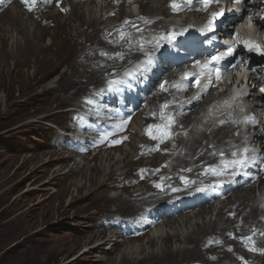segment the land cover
<instances>
[{"label": "bare ground", "instance_id": "obj_1", "mask_svg": "<svg viewBox=\"0 0 264 264\" xmlns=\"http://www.w3.org/2000/svg\"><path fill=\"white\" fill-rule=\"evenodd\" d=\"M15 1V4L18 3L23 5L22 8L25 7L29 9V12L35 20L34 24L38 34L33 36L26 34L21 28L22 25L20 21L23 18H19L23 14L19 17L16 15V17H14L12 9L8 6L0 10V22H2V26L11 23L13 29L23 36L24 50L21 52L24 54H32L37 58L40 57L42 59L41 69L44 75L47 73L51 76L54 75L59 70L62 63L65 64L67 69L59 73L56 85L52 88L57 93L54 100L60 103H71L70 101H73L75 103L74 105H77L84 111H88V108H94L93 110L100 111L99 108L93 104L96 100H94V94H92L91 90L95 86L99 85L101 87V85L107 84V78L114 74H119L123 77L124 73L122 70H124V66L126 65L125 67L128 66L130 69H134L132 67L133 62L139 60L141 55H145L144 53H146V50L139 48L134 50L128 49V51H125V48L131 47L127 46L128 44L126 42V35L128 33H135V37L137 38L142 37L145 32L151 31L162 38V41L164 40L163 42H167L169 39L164 32L170 33L173 27V25L171 26L167 23L168 21L166 22L169 14L175 10H187L191 16L200 19L205 10L203 0H192L190 4L185 3L184 5H179V8L175 10L172 7L174 0H147L144 4L140 1L142 12L136 19L127 20L121 25H115L113 28L112 25H110L103 27L102 30L96 31L97 21L91 19V17H89L90 20H87L83 12L79 13L80 5L84 3L85 0H35L34 3L32 0H29V3L27 4L24 3L23 0ZM5 3L9 4L10 0H7ZM125 3L124 0H114L113 2H109L108 5L112 8H117ZM175 3L177 4L176 0ZM53 6H57L58 11L55 14H49ZM210 6L215 7V9L221 8V5H215L214 0ZM142 9L150 11L151 13L147 12L143 14ZM257 10H259L261 15L258 18L251 19L256 27L264 32V20H260L264 19V0H248V3L243 9V18L251 15ZM5 13L11 15V19L8 21H5L4 19ZM116 14L120 19H125L126 17V15L120 10H117ZM107 15L110 16L113 15V13L110 12ZM42 18H44L45 23L47 22L46 25L40 23ZM234 18V16H227L217 22L216 20L218 17H216L215 22L218 27L223 28L224 25H235L244 21L241 19L235 24L231 23ZM73 23L77 24L73 25ZM55 28L68 30L67 33H69V37H71L73 41L79 42L80 40L88 39L91 34L96 31L95 35L99 36L103 43L99 46L95 45V43L90 40L85 43L83 42L77 55L71 57L70 52L75 53L74 47L69 45L67 40L63 38V34L56 32ZM158 28H160L159 31H157ZM224 28H227V26H224ZM50 29H53L54 31H51ZM31 34L32 33H30V35ZM46 36L50 37L51 44L39 48V44ZM169 36L171 35L169 34ZM58 40L60 41L58 42ZM218 40H221V38H218ZM3 42H5V40H3ZM159 44V42H153L154 47ZM50 47H52L53 51L50 50ZM14 53H20V51H14ZM98 57L102 60L100 59L101 61H97L96 58ZM72 60L73 62H71ZM232 62L233 61L230 60L228 64H231ZM256 62L257 61L255 60L253 61L255 69L250 73L249 77L253 82H256L257 86L254 91H257L259 87L264 88L263 67ZM170 65H172L171 62ZM80 67L86 68L88 71L81 73V71L78 70ZM174 68H178L179 70L167 75V77L162 80L161 85L157 87L152 94L151 101H149L151 102V109L149 108L150 111L148 114L144 115V112L137 111L143 104V100L146 99L145 97L148 96L151 88L156 82H158L157 80L159 77L169 71L171 72ZM180 72V67L170 66L167 67L165 71H162L161 74L153 77L152 84L148 86V89L143 93V97L139 102L137 104L136 102L132 104L131 111H127L123 107V104L118 105L119 102L117 100L115 101L113 107H118L121 110V115H123V117H127L129 114L134 113L133 116L130 115V117H128L130 121H132L130 124L131 129L129 128V130L126 127V123L114 122L119 114V111L117 113L114 108L107 109L106 112L103 113L104 119H106L105 123L92 122V124H90L91 121L80 116L81 121L84 123L85 121L89 122L88 124H84V129L88 131L94 130L98 134V136H95L98 140L93 138L95 141L100 142L102 139H106V142L101 146V152L111 151L113 149L114 151L115 149L118 150L122 143L128 140L129 135L137 136L138 131H136L134 127L140 124L143 126L139 144L137 146L132 145L133 152L135 153L134 159L138 158L139 160L142 158L140 159L141 162H146L144 166L141 165L136 168L133 175V177H138L143 185L136 184L135 188H133L125 198L116 196L115 199L109 200V202H116V209L111 210L113 213L105 216L106 218L103 221V226L108 229L112 228V232L120 230L122 237L128 235L126 236V241L129 242L138 241L147 236L146 244L150 248L154 246L157 239L149 234L148 230L152 227L155 228L156 224H160L161 228L172 230L176 224H179V227L183 225V228L187 231L185 232L186 234L182 243L193 244L191 248L186 247L171 250L168 244L174 239H176V241L179 240L178 234L173 233L170 235L168 232L165 236H162L161 232L157 237L161 240V257H159V259L156 258L157 256H155L151 250L150 253H146L142 259L137 260V255L144 253L145 250L143 249V246L136 245L137 247H133V250L126 251V253L123 254L120 260L121 264L124 262L126 264H157L160 260L164 259L170 261L173 260L177 264H232V261L235 259L237 264H263L264 254L262 252H264V224L259 225V223L254 225L248 223L246 217L256 218V209L262 208V203H264V198L260 200L262 196L260 199L254 197L255 187L254 184L250 183V179L258 177L259 190L264 192V168L259 171L257 169L259 165H256L259 163L260 165L263 164L262 161L264 159V97L262 96L261 98H258L260 92H254L255 99H260V103H257L258 106L251 107L248 114H257V121L248 126L247 134H240V132L237 131L238 127L236 125L238 120L237 112H230V109L234 106L228 109L227 112L224 111L223 108L219 111L223 116L224 123L217 124L214 123L215 121L212 123V120L201 117L203 114H207L210 109H216L218 106L217 103H215V86L213 85V77H211V75H207L202 83L198 84L195 89L194 87H190L185 93V100H178L174 88H170V86L172 83H175ZM35 74L38 73L35 72ZM259 79L261 83L258 85L257 82ZM192 80L193 79L190 78L185 81L184 84L186 85V83H189ZM62 93L63 95H60ZM105 93L108 95L107 103L112 102L114 95L111 94L109 90H105ZM116 94L121 95V92L120 94ZM64 95L67 96L62 97ZM126 100L129 101V98L127 97ZM197 106H199V109L201 108V111L197 113L198 115L195 120H191L188 117V114L193 112L194 107ZM100 113L102 112L100 111ZM169 117H172V120L169 126L166 125L167 127L164 129L171 131L168 134H170L169 138L172 137L170 138L172 140L169 141L170 139L166 134L157 136V139H152L150 131L159 128L163 129L161 125ZM167 122L169 123V121ZM108 131L111 133L106 136ZM122 131L125 133L128 132L127 136L121 134ZM115 133H119L120 135L118 136ZM182 135L188 138L185 143L179 139ZM208 135L212 136H210L211 139H208ZM146 140H150L151 143L148 144ZM161 140H163V142H161ZM114 141H116V144H109ZM241 143L244 145L246 144L251 151V155L246 156V163L249 162L246 170L254 171L256 175H242L231 180L233 169L228 168L220 171L221 176L218 174L220 177L217 179L209 177L208 165L212 164L219 172L220 164L232 159L236 153L233 154V151L237 149ZM257 143L258 146H254L253 150L250 149V145ZM218 144L219 146H217ZM77 147L78 145L76 144L75 149H77ZM157 149L160 150V153L154 154L152 151H156ZM229 149H231V153L226 154ZM73 152L74 150H72V153ZM72 153L68 155V158L71 157ZM110 153L111 152L104 157V162L107 163L110 172H112L108 175V178L111 175H115L114 173L119 170L127 168V173L132 170V160L128 161L123 158L122 160L120 159L115 162ZM223 153H225L228 158L222 162H218V158H216L217 154L220 155ZM170 154H175V156L172 157ZM255 156H258L256 160ZM149 159L150 161H145ZM166 160L171 162L174 170H178L179 173L188 174L190 178L178 174H169V172L167 173L162 168L163 163H165L164 161ZM118 164H122V168H117ZM243 167L235 171L242 170ZM76 168L78 169V166ZM124 174L125 173H121L118 175V178L115 179L119 180V184L111 183L113 188L120 187V189L123 188L122 190H124V187L120 184L122 183L120 181L125 177L122 176ZM221 181L225 184L220 183L216 185L217 182ZM184 182L188 186L195 182L192 187L190 186V188H188L189 191L185 194H183L186 190L183 187ZM199 182H205L208 185L202 192L193 193L192 190L194 186ZM134 183L135 182H132V184ZM210 185L216 186L218 194L208 192L209 187H211ZM97 186L100 189H103L104 183L97 184ZM126 188L127 187H125V189ZM206 188H208V190H206ZM182 190L184 192H182ZM230 191L234 194L227 197V194L230 193ZM220 195H222L223 199L218 209L213 207V203L211 206H205V204L208 205L210 201L214 202L215 198H220ZM165 200L173 201L174 209H168L164 204V202H166ZM224 200H226V204H224ZM212 208L214 211L216 209L218 216L223 212H226L225 216L228 215V219L226 218L227 220L225 222L226 227L222 228V234H220L222 229L217 230L215 224H211V219L208 221L205 220L206 215L211 213ZM115 214L129 219L123 221L117 218ZM251 233H253V241H255V239H257L258 242L260 241L259 244L261 251L259 250V255L254 257L250 263H248L247 261L250 260V258L245 256L244 252H241V247L244 245L248 247L250 239L244 243H240L239 239L245 237L249 238L248 235H251ZM101 234H104V232L102 231ZM227 236H229L231 240L229 241L228 239L227 243H225ZM123 244L126 246L125 242L122 243L121 246H123ZM249 247H251V245H249ZM255 249L257 250L259 248L256 247ZM113 250L114 249H110L108 252ZM238 257L240 258L239 261H237ZM149 260H152V262L149 263Z\"/></svg>", "mask_w": 264, "mask_h": 264}, {"label": "rangeland", "instance_id": "obj_2", "mask_svg": "<svg viewBox=\"0 0 264 264\" xmlns=\"http://www.w3.org/2000/svg\"><path fill=\"white\" fill-rule=\"evenodd\" d=\"M6 1L7 0H0V10L8 6L12 9L14 17H19L23 14L19 17L20 19L23 18L20 21L22 30L29 36L38 34L34 24L35 20L29 12V9L25 7L22 8L23 5L21 4H15V0H10L9 4H6ZM111 1L113 2L114 0H85L84 3L80 5L79 13L83 12L87 20H90L89 17H91V19L97 21L96 31H99L106 26L112 25L113 28L115 25H121L127 20L136 19L142 12L140 1L144 4L147 0H124L126 3L117 8H112L108 5ZM213 8L215 9V7ZM133 9L136 10L134 15L131 13ZM117 10H120L126 15L125 19H120L118 17L116 14ZM57 11L58 7L53 6L49 14H55ZM110 12H112L113 15L108 16L107 14ZM147 12L150 11L143 10V14ZM187 17V14L182 13L170 14L167 17L166 22L168 21L167 23L171 26L173 25V27L170 33L164 32L165 35L167 34L168 37L175 36L179 29L187 27ZM4 19L5 21H8L11 19V15L5 13ZM40 23L46 25L47 22L45 23L44 18H42ZM75 24L77 23H73V25ZM1 26L2 22H0V264H121L120 260L123 254H125L126 251L133 250L132 248L136 245L143 246V249L145 250L144 253L137 255V260L142 259L145 254L150 253L151 250L154 255L157 256L156 258L159 259V257H161V240L157 237L161 232L162 236H165L168 232L170 235L173 233L178 234L179 240L176 241V239H174L168 244L171 250L186 247L191 248L193 244L182 243L186 234L185 232H187L185 228H183V225L179 227V224H176L172 230H167L161 228L160 224H156L155 228L152 227L148 230L149 234L157 239L154 246L150 248L146 244L147 236L145 235H143L145 237L141 240L129 242L126 241V236L128 235L122 237L120 230L112 232V228L108 229L103 226V221L106 218L105 216L113 213L111 210L116 209V202H109V200L115 199L116 196L125 198L127 197V194L135 188L136 184L143 185L142 182H140L141 180L136 176L133 177V175L136 168L141 165L144 166L146 162H141L140 159L142 158L139 160L138 158L134 159L135 153L132 149V145L137 146L139 144L140 134L143 128L142 124L135 125V130L139 132H137V136L129 135V141H124L118 150L115 149L114 151L113 149L111 151L101 152V146L106 142V139H102L98 142L95 141L98 140L97 137H94L95 140L92 139V150L87 151V154L79 157L76 154H73L76 151L75 141L81 139L79 135L74 137L73 139L75 141H73L68 137H63L52 127L43 124L44 120H47L49 123L53 124V126L58 128L74 130L77 128H84V124L89 123L81 121L80 116L91 121L90 124H92V122H98L97 120L95 121L98 117L106 122L103 113L106 112L107 109L114 108L117 113L118 111L121 113L119 108L113 107L116 100L119 102L118 104H123V107L126 110L131 111V106L125 96L128 95V92H131L130 88H133L128 82L129 76L134 77L138 74V71L131 72L129 70H137L136 66L132 64L134 69H130L128 66L125 67V65L124 70H122L124 73L123 77L119 74V76L116 74L111 75V77L109 76L107 78V84L101 85V87L97 85L91 90L92 94H94V100H96L93 104L94 106H97V108H100L101 110H99L102 113L98 110H93L94 108H88V111H84L77 105H74L75 103L73 101H70L71 103H60L54 100L57 93L52 88L56 85L59 73L67 69L65 64L62 63L61 67L56 72L57 74L55 73L51 76L47 73L44 75L41 69L42 59L40 57L37 58L32 54H24L21 52L24 50L23 36L13 29L11 23ZM50 30L54 31L53 29ZM159 30L160 28L157 29V31ZM55 31L62 33L63 38L67 40L68 44L74 47L75 53L70 52L71 57L77 55L83 42L85 43L90 40L94 42L95 45L99 46L103 43L99 36L95 35L96 31H94L88 39L80 40V42L73 41V39L69 37V33H67L68 30L55 28ZM30 33L32 34L30 35ZM169 34L171 36H169ZM134 36L135 33H128L126 35L127 46L131 47L125 48V51H128V49L134 50L139 48L146 50V53H144L145 55L147 52L148 54L154 52V49H152L155 48L153 46V40H155L156 37L154 33L150 35V38L145 39L144 37L137 39ZM3 40H5V42H3ZM59 41L60 40H58V42ZM151 41L153 42L151 43ZM157 42L158 41H156V43ZM50 44V37L46 36L39 44V48L49 46ZM147 44L149 45L141 46ZM18 50L20 53L15 54L14 51ZM50 50L53 51L52 47H50ZM142 56L143 55H141V57ZM100 59V57L96 58L97 61L102 60ZM71 62H73V60ZM175 69L178 68H174L173 70ZM254 69L255 68L253 67L251 72L254 71ZM78 70L81 71V73L88 71L86 68L81 67L78 68ZM35 72L38 74H35ZM169 74L170 71L165 75L163 74V77H159L157 80L158 82H156L151 88L148 96L145 97L146 99L143 100V104L137 111L144 112V115L148 114L151 109V102L149 101H151L152 94L157 87L161 85L162 80ZM194 84L195 83H191L192 88ZM172 85L173 83L170 88L175 87L174 90L178 100H185V93L190 85L187 83L186 85L183 83H178L174 86ZM105 89H109V92L114 95L112 102L107 103L108 95H106L107 93L105 94ZM261 89L262 87L259 89L260 92ZM259 91H255V93H258ZM120 92L123 95L122 97L121 95L116 94H120ZM60 95H63V93ZM66 96L67 95H64L62 97ZM198 107L199 106L194 107L193 112H188V117L191 120H195L198 115L197 113L201 111V108L199 109ZM220 110V107H216V109L209 110L207 114H203L201 117L212 120V123L214 121V123L217 124L224 123L223 116L219 113ZM130 115L133 116L134 113L129 114L127 117H130ZM120 116L122 117V115ZM127 117L122 118L123 121L121 122L126 123V127L129 130V128L131 129L130 124L132 121L127 119ZM171 118L172 117H169L164 123H162L161 126L163 129L159 128L157 129L158 131H150V136L157 137L166 134L169 138L170 134L168 133L171 131L165 130L164 128L169 126L172 120ZM167 121H169V123ZM114 122H118L117 119H115ZM90 131H92V134H95V132H93L94 130ZM110 133L111 132L108 131L106 136ZM115 134L118 136L120 135L119 133ZM121 134L127 136L128 132L125 133L122 131ZM96 136H98V134ZM210 136L208 135V139H211L212 136ZM179 139L184 143L188 140V138L183 135L180 136ZM171 140L172 139L169 141ZM146 141L148 144L151 143L150 140ZM114 143L116 144V141L109 144ZM217 146H219V144ZM72 150H74L73 153ZM236 151L237 149L233 151V154ZM109 152H111L110 155L113 156L115 162L120 159L122 160L123 158L128 161L132 160V170L127 173V168L122 169L108 178V175L112 172H110L107 163L104 162V157H106ZM152 152L154 154H159L160 150L157 149ZM70 153H72L71 157L68 158ZM229 153H231V149L226 152V154ZM226 154H217L216 158H218V162L226 160L228 158ZM170 156L173 157L175 154H170ZM145 161H150V159ZM164 162L162 168L167 173L169 172V174H178L183 177H189L188 174L179 173L178 170H174V167L169 160ZM227 165L228 162H222L218 172L217 168L212 164H209V177L214 179L219 178L221 176L220 171L225 170ZM261 165L262 166H258L260 170L264 168V163ZM77 166L78 169L76 168ZM117 168H122V164H118ZM121 173H125L122 175L123 177L125 176L124 179L120 181L122 182L120 184L124 187V190H122L123 188L120 189V187L113 188L111 186V183L119 184V180L115 179H117L118 175ZM249 175L253 176L256 174ZM223 181L217 182L216 185L220 183L225 184ZM132 182L135 183L132 184ZM101 183H104L103 189H100L97 186V184ZM250 183L254 184L255 187L254 197L260 199L262 196L260 199L262 200L264 198V192L259 190V178L254 177L253 179H250ZM184 184L185 182L183 183V187L186 190L185 192L182 190V192H184L183 194L187 193L189 191L188 188H190V186L192 187L195 182L190 186L185 184V186L188 187H185ZM210 186L208 192L216 194L218 192L216 186ZM125 187L127 188L125 189ZM231 192L232 191L227 194V197L234 194ZM222 199V195H220V198H215L214 202L210 201L211 203L209 202L208 205L205 204V206H211L212 203L214 205V203L217 202L219 207ZM170 200H165L166 202H164V204L168 209H174V203ZM224 204H226V200H224ZM263 206L264 203H262V208L256 209V218L246 217L248 223L254 225L259 223V225L264 224ZM218 207L215 208L218 209ZM216 209L214 211L212 208L211 213L206 215L205 220L208 221L211 219V224L214 223L216 229L220 230L226 227L225 222L228 219V215L225 216L226 212H223L218 216ZM115 215L123 221L129 219L117 214ZM102 231L104 234H101ZM222 232L223 229L220 234H222ZM253 233L248 235L249 237L252 236L250 240L248 237H239L240 243L249 240V245H251V247H249V245L248 247L245 245L241 247V252H244L245 256L250 258V260L247 261L248 263H250L254 257L259 255V252L261 251L259 244L260 241L258 242L257 239L253 241ZM115 237L121 239L124 238V240L120 241V244H116ZM228 239L229 241L231 240L230 237L227 236L225 243H227ZM124 242L126 246H124V244L121 246ZM253 247H258L259 249L256 251L250 250ZM110 249L114 250L108 252ZM262 253L264 254V252ZM239 259L240 258L238 257L237 261H239ZM172 261L173 260L170 261L164 259L160 260L157 264H177ZM151 262L152 260H149V263ZM122 264L126 263L124 262ZM232 264H237L236 259L232 261Z\"/></svg>", "mask_w": 264, "mask_h": 264}, {"label": "clouds", "instance_id": "obj_3", "mask_svg": "<svg viewBox=\"0 0 264 264\" xmlns=\"http://www.w3.org/2000/svg\"><path fill=\"white\" fill-rule=\"evenodd\" d=\"M185 1V0H184ZM215 1V0H214ZM178 5H184L186 2H183V4H179V0H176ZM248 3V0H245V5ZM215 5H221V8L214 9L212 6L207 7V9L204 10V14L202 17L199 19H196L195 17L191 16L190 13L187 10L184 11H173L171 14H177V13H182V14H187V27L181 28L178 30L175 36L173 37H168L170 41H179V36L181 33H186L187 36L193 37L190 40H193L196 42V36L199 33V31H204L206 29H202L200 26L204 22V18L209 15H213L216 13L214 17H218L216 20L217 22L222 20V18L227 17V16H234V20L231 23H236L238 20H241V18L244 20L242 23L238 24H230V25H224L227 26V28H221L217 26L216 33L221 34V35H227L229 44H235L237 47L236 49H239V52L236 53L238 57L233 58V60L236 63V67L232 73L229 74V76L224 80L222 79V76H216L212 73L205 74L203 80L206 78L207 75H211L213 77V85L215 86V103H217V107L223 108L224 111H228L230 109V112H237L238 115V120H237V131L240 132V134H247L248 132V126L252 123H255L257 121V117L255 115H249L248 112L251 107L256 106L257 103H260V99L256 100L255 95H254V90L256 88V82H253L250 77V73L253 66V61H257V64H260L263 67L262 73H264V54H261L258 51L255 50H249V48L246 46V43L243 42V40L247 39L248 37L250 38L249 41L246 42H251L253 44H258L261 46L262 49H264V32L259 30L256 25L253 23L251 18H257V12L255 11L251 15L244 17L243 18V10L240 12L241 18H237L238 14V4L234 0H219V2H215ZM135 9L131 11L132 15L135 14ZM170 15V14H169ZM236 15V16H235ZM239 15V14H238ZM217 25V23H216ZM194 26L200 27L199 30H196ZM194 28V32L191 31V28ZM253 27L257 28V33L251 29ZM153 33L151 31L145 32L142 37H137V39L140 38H150V35ZM155 34V33H154ZM156 37H159L158 35L155 34ZM135 37V36H134ZM136 38V37H135ZM155 41V40H153ZM151 41V43L153 42ZM149 43V44H151ZM147 45H141V46H148ZM160 45V44H159ZM189 45H187L188 47ZM152 49H156L152 48ZM235 49V50H236ZM149 50V49H148ZM147 50V51H148ZM170 56L168 57L169 60L164 59V54L163 51L161 50H154L153 53L147 55H143L138 61H136L134 66H136L137 70H129V71H138V74L136 76L132 77L129 76V83L133 86V88L130 89L131 92H128L126 95L129 98V105L131 106L132 109V104L136 102V104L139 102V100L143 97V93L146 92L148 89V86L152 84V76L155 73L158 75L161 74L160 70L167 68L168 64L170 62V58H172L174 61H178L180 57L184 54H188L191 57V60H187V63H183V65H193L195 63V56L193 53L186 51L183 52L181 49L173 51L172 49L169 50ZM228 57H230L228 55ZM175 70H172L173 72ZM177 71V70H176ZM170 72V73H171ZM253 72V71H252ZM126 73V72H125ZM165 75V74H164ZM163 75V76H164ZM162 76V77H163ZM114 77V76H112ZM118 77V76H117ZM141 77V78H140ZM132 80V81H131ZM201 80V83L202 81ZM134 82V83H133ZM261 83L260 79L258 80L257 84L259 85ZM189 87H191V83H189ZM197 84L195 83L193 87H196ZM175 88V87H174ZM261 87L258 88L257 91H259ZM109 90V89H105ZM104 90V91H105ZM260 92V91H259ZM106 94V93H105ZM262 94V95H260ZM258 98H261L262 96L264 97V88L262 87L261 92H260ZM121 93V97H122ZM125 96V98H126ZM131 103V104H130ZM120 105V104H118ZM258 106V105H257ZM118 108V107H117ZM211 110V109H210ZM128 111V110H127ZM119 113L118 115H120ZM117 115V116H118ZM244 116L248 117V120L245 122V124H240L239 122L242 120ZM122 118L123 117L122 115ZM127 119H129L127 117ZM255 120V121H253ZM44 122L49 123L47 120H44ZM43 122V123H44ZM51 124V123H50ZM62 129V128H60ZM82 129L84 128H77V132L79 134H82ZM65 131V129H62ZM95 132V131H94ZM96 133V132H95ZM92 134V133H91ZM97 135V133H96ZM214 207H218L217 202L214 203Z\"/></svg>", "mask_w": 264, "mask_h": 264}, {"label": "snow or ice", "instance_id": "obj_4", "mask_svg": "<svg viewBox=\"0 0 264 264\" xmlns=\"http://www.w3.org/2000/svg\"><path fill=\"white\" fill-rule=\"evenodd\" d=\"M23 2L27 4V3H29V0H23ZM32 2L34 3L35 0H32ZM185 2L188 3V4H190V3L192 2V0H185ZM212 2H213V0H203V3H204V5H205V9H207V7H209L210 4H211ZM215 2L218 3L219 0H215ZM235 2H236L237 4H240V3H242V0H235ZM172 7L174 8V10L179 8V5H177V4L175 3V0H174V2H173V4H172ZM30 10H31V8H30ZM213 15L215 16V15H217V14L214 13ZM246 46L249 48L250 51H251V50H255V51L260 52L261 54H264V49H262L261 46L258 45V44H253V43H251V42H246ZM228 54H229V55L232 54V53H231V50H229V53H228ZM213 59H214V60H220V59H223V56H220V57H214ZM162 88H163V86H162ZM151 138H152V139H157L156 136H151ZM161 142H163V140H161ZM246 151H247V149L245 150V152H246ZM234 155H235V154H234ZM246 160H247L246 156H240V157L237 158V159H233V160H231V161L229 162V164H228L226 167H230V168H232V169H233V174H236L235 170H237V169H239V168H242V167L245 165ZM248 239H251V237H249ZM250 250H252V251H256V249H255L254 247L251 248Z\"/></svg>", "mask_w": 264, "mask_h": 264}]
</instances>
